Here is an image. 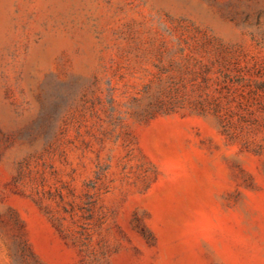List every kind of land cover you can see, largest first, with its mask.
<instances>
[{
  "label": "rangeland",
  "instance_id": "1",
  "mask_svg": "<svg viewBox=\"0 0 264 264\" xmlns=\"http://www.w3.org/2000/svg\"><path fill=\"white\" fill-rule=\"evenodd\" d=\"M0 264H264V0H0Z\"/></svg>",
  "mask_w": 264,
  "mask_h": 264
}]
</instances>
